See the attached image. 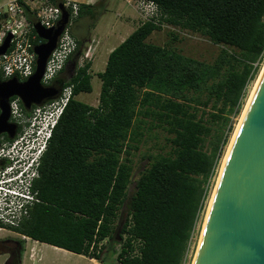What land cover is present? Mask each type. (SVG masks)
<instances>
[{
  "label": "trees",
  "instance_id": "1",
  "mask_svg": "<svg viewBox=\"0 0 264 264\" xmlns=\"http://www.w3.org/2000/svg\"><path fill=\"white\" fill-rule=\"evenodd\" d=\"M147 1L159 6L161 21L205 34L220 46L218 55L206 63L148 43L160 27L140 24L97 73L101 87L92 107L75 99L92 91L91 63L78 66L84 40H77L67 61L74 71L67 74L65 67L52 81L72 86L73 97L33 183L40 202L18 228L7 230L100 263L113 244L121 245L117 264L183 263L231 118L264 60V0ZM101 4L81 5L78 18L94 23L93 7ZM154 129L168 136L169 151L147 156L127 212L120 213L132 183V154L144 131ZM6 264H19L18 254Z\"/></svg>",
  "mask_w": 264,
  "mask_h": 264
},
{
  "label": "water",
  "instance_id": "2",
  "mask_svg": "<svg viewBox=\"0 0 264 264\" xmlns=\"http://www.w3.org/2000/svg\"><path fill=\"white\" fill-rule=\"evenodd\" d=\"M61 2L56 0L59 7ZM67 22L62 9L56 27L45 30L35 25L45 43L35 47L33 75L24 82L0 80V137L5 134L13 140L17 133V125L9 122L10 99L18 98L30 111L32 106L42 107L60 95V79L50 86L42 85L41 79ZM10 39L8 36L0 46V55L8 49ZM74 69L75 63L70 73ZM192 264H264V67L220 170Z\"/></svg>",
  "mask_w": 264,
  "mask_h": 264
},
{
  "label": "built area",
  "instance_id": "3",
  "mask_svg": "<svg viewBox=\"0 0 264 264\" xmlns=\"http://www.w3.org/2000/svg\"><path fill=\"white\" fill-rule=\"evenodd\" d=\"M99 0H0V46L11 37L9 47L0 55V80L17 79L24 82L35 71V47L45 43L35 32V25L45 30L57 26L62 9L68 22L60 34L55 50L50 54L41 84L50 86L66 67L77 49V40L70 27L79 17L81 5L92 6ZM139 15L141 24L161 26L164 17L153 1L124 0ZM73 97L72 86L63 87L57 99L42 107L34 106L25 112L18 98L9 100V122L21 132L13 140L0 137V230L18 228L40 202L33 183L39 178L41 158L47 149L52 132L65 107ZM187 252L182 264H186Z\"/></svg>",
  "mask_w": 264,
  "mask_h": 264
},
{
  "label": "rangeland",
  "instance_id": "4",
  "mask_svg": "<svg viewBox=\"0 0 264 264\" xmlns=\"http://www.w3.org/2000/svg\"><path fill=\"white\" fill-rule=\"evenodd\" d=\"M102 2L100 6L93 7V13L96 16V20L93 23L92 19L88 16H81L73 21L70 32L72 36L79 41H83V45L77 56L78 66H82L86 62L92 63L93 66L89 70L91 73V93H80L75 97L80 102H83L92 107L98 105V97L100 93L101 82L97 77V73L102 72L105 68L103 63L106 64L107 59L103 60L102 50H111L118 46V40H112L110 43L104 44V37L108 30V27L116 20H130L135 17L136 19L132 22V28H137L141 24L139 15L133 10L131 6L126 4L124 0H99ZM134 1V0H133ZM94 25V26H93ZM128 31V30H127ZM130 32V31H129ZM128 32V33H129ZM123 33V36L128 34ZM175 36V39H174ZM103 38V39H102ZM146 42L155 44L161 47L172 49L183 56L196 59L198 61L212 63L218 55L220 46L215 45L210 39L201 32H192L186 29H182L178 26H172L165 21L159 30L154 31L146 40ZM97 47V50H96ZM107 58V57H106ZM73 62L69 63L67 74L71 72V66ZM264 66V60L260 65L258 73L255 79L250 83L246 90V95L243 100L242 108L236 116L231 118L232 131L228 135V140L223 148L221 158L216 170V174L210 183V189L208 198L205 203V208L200 215V219L196 224L193 234L188 243L187 259L186 264H192L198 242L200 239L201 231L205 216L209 207L211 197L213 195L215 185L221 170L222 162L227 153L231 138L239 124L243 110L247 104L249 96L254 88L257 78ZM69 71V72H68ZM217 128L214 126V131ZM216 133L214 132L210 138L211 142L214 139ZM167 135L160 129H154L152 131H144V135L141 143L138 145V150L134 151L131 157L133 163V175L132 183L127 191V199L124 205L120 209V213L127 212L129 197L133 192L134 183L138 179L140 173L148 166L147 156L165 155L169 151L167 145ZM118 220L115 221V225ZM10 228H4L0 230V240L9 239L11 241L20 242L22 241V254L21 264H95L92 260L73 253H64L61 250L52 248L51 246L42 245L36 243L31 239L25 238L16 234L10 230ZM125 237V236H124ZM118 241V240H117ZM121 249L120 244H113L111 247H107L103 251V262L96 261V264H117V254ZM8 256L4 253L0 254V264H6Z\"/></svg>",
  "mask_w": 264,
  "mask_h": 264
},
{
  "label": "crops",
  "instance_id": "5",
  "mask_svg": "<svg viewBox=\"0 0 264 264\" xmlns=\"http://www.w3.org/2000/svg\"><path fill=\"white\" fill-rule=\"evenodd\" d=\"M136 18L135 17H132V18H130V20H121V19H119V20H116V21H114L109 27H108V30H107V32H106V35H105V37H104V44H106V46H107V44L108 43H110L112 40L114 41V40H118V45L120 44V43H122L125 39H126V37H128L136 28H132V22H133V20H135ZM128 30V31H127ZM130 31V32H129ZM124 32H129L128 34H126V35H124L123 36V33ZM114 49V48H113ZM113 49H111V50H106V48L105 49H103L101 52H102V54H103V60L105 61V59H107L108 58V55H109V53L113 50ZM96 50H97V47H96ZM107 57V58H106ZM94 60L95 59H93L92 60V63H91V67L93 66V63H94ZM105 65V63H103V66ZM91 69V68H90ZM103 72V71H102ZM100 73V72H99ZM91 74V73H90ZM33 241V240H32ZM34 242H36V241H34ZM38 243V242H37ZM42 244V243H41ZM42 245H46V244H42ZM48 246V245H47ZM52 247V246H51ZM52 248H54V249H57V250H61V252H64V253H67V254H69L70 252H68V251H65V250H63V249H60V248H55V247H52ZM90 260H92L95 264H96V261L95 260H93V259H90Z\"/></svg>",
  "mask_w": 264,
  "mask_h": 264
},
{
  "label": "flooded vegetation",
  "instance_id": "6",
  "mask_svg": "<svg viewBox=\"0 0 264 264\" xmlns=\"http://www.w3.org/2000/svg\"><path fill=\"white\" fill-rule=\"evenodd\" d=\"M19 132H21V129L17 128V133ZM1 136L4 137L6 135L3 134ZM0 249L8 256L7 261L10 262L18 254L19 244L9 239L0 240Z\"/></svg>",
  "mask_w": 264,
  "mask_h": 264
},
{
  "label": "bare ground",
  "instance_id": "7",
  "mask_svg": "<svg viewBox=\"0 0 264 264\" xmlns=\"http://www.w3.org/2000/svg\"><path fill=\"white\" fill-rule=\"evenodd\" d=\"M263 67H264V66H263ZM262 70H263V68H262ZM262 70H261V72H262ZM261 72H260V74H261ZM260 74H259V76H258V78H257V81H256V83H255V85H254V88H253V90H252V92H251V94H250V96H249V99H248L247 104H246V106H245V108H244V110H243L242 115L244 114V111H245V109H246V107H247V105H248V102H249V100H250V98H251V95L253 94V91H254V89H255V87H256V85H257V82H258V79H259V77H260ZM242 115H241V118H242ZM241 118H240V120H241ZM239 123H240V121H239ZM238 125H239V124H238ZM238 125H237V128H236V130H235V132H234L232 138H231V142H230V144H229L228 150H229L230 145H231V143H232V141H233V138H234V136H235V133H236V131H237V129H238ZM228 150H227V152H228ZM226 155H227V153L225 154V157H224V159H223L222 166H223V164H224V161H225ZM222 166H221V168H222ZM211 199H212V197H211ZM210 202H211V200H210ZM209 205H210V203H209ZM36 243H37V242H36Z\"/></svg>",
  "mask_w": 264,
  "mask_h": 264
}]
</instances>
